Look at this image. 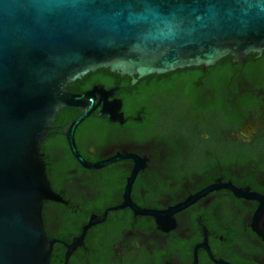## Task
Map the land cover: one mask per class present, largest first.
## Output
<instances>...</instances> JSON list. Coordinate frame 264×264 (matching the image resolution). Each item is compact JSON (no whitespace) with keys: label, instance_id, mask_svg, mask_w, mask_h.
<instances>
[{"label":"flooded vegetation","instance_id":"1","mask_svg":"<svg viewBox=\"0 0 264 264\" xmlns=\"http://www.w3.org/2000/svg\"><path fill=\"white\" fill-rule=\"evenodd\" d=\"M248 56L233 62L244 67L237 86L191 91L170 86L152 94L145 141L88 126L86 120L94 113L77 126L75 144L86 161L117 152L143 159L131 200L140 208L167 213L160 226L153 216L130 206L108 210L87 229L67 264H264V68L256 69L264 53ZM248 64L256 67L245 70ZM87 75L93 79L82 92L96 85L119 86L109 84L105 69ZM118 90L115 97L122 99ZM156 109L164 120H156ZM122 110L127 118L123 124L141 116L127 114L123 105ZM234 115L240 118L234 121ZM65 123L54 122L41 146L47 178L65 202L46 201L42 216L47 234L60 239L59 233H65L68 239L61 240L68 242L92 215L103 217L124 201L135 160L125 157L100 168L83 167L60 132ZM64 252L62 245L59 264Z\"/></svg>","mask_w":264,"mask_h":264},{"label":"water","instance_id":"2","mask_svg":"<svg viewBox=\"0 0 264 264\" xmlns=\"http://www.w3.org/2000/svg\"><path fill=\"white\" fill-rule=\"evenodd\" d=\"M251 53H264V0H0V264H50L59 242L67 264L110 209L130 206L163 224L167 211L140 208L130 197L143 159L117 152L89 162L75 144L77 126L92 113L113 124L127 120L115 97L119 86L73 92L68 85L98 69L126 75L133 85L153 74L205 70L226 56L244 61ZM66 107L79 111L60 132L80 165L135 160L124 201L103 217L92 215L68 242L44 228V203L65 201L52 189L41 151Z\"/></svg>","mask_w":264,"mask_h":264},{"label":"trees","instance_id":"3","mask_svg":"<svg viewBox=\"0 0 264 264\" xmlns=\"http://www.w3.org/2000/svg\"><path fill=\"white\" fill-rule=\"evenodd\" d=\"M251 56L252 53L249 54L248 57L250 58ZM257 64V70L264 68V56ZM255 65L256 64H248V66H245V70L252 69L256 67ZM240 69H244L242 64H235L231 56H226V58L223 57L215 65L209 66L205 72L202 71L201 67H188L179 69L171 75H149L140 79L133 85L130 84V77L126 75L122 76L105 69L106 73L109 74V84L119 85L117 94L123 99V109H127L125 110L127 114L140 113L141 119L139 121L130 120L125 124L119 125V123L113 124V122L108 121L107 118H101L93 114L86 120V124L91 127L101 128V130L108 135L132 138L139 142L145 141L148 137V124L151 115L149 98L152 94L163 93L167 88H170V86H174L176 82H183V87L190 91L209 86H237ZM92 79V76L87 75L72 82L67 88L73 92H82ZM236 104L241 106L243 101L239 100ZM77 113L78 110L76 109L69 107L63 108L56 115L55 124L61 125L62 123L69 122ZM154 114L158 121L164 120L165 118L163 112L159 109H156ZM239 118L240 116L234 115L233 120L237 121ZM58 237H60V239H68V236L62 232L59 233ZM61 249L62 245H60V242L54 244L50 264H59L57 256Z\"/></svg>","mask_w":264,"mask_h":264},{"label":"rangeland","instance_id":"4","mask_svg":"<svg viewBox=\"0 0 264 264\" xmlns=\"http://www.w3.org/2000/svg\"><path fill=\"white\" fill-rule=\"evenodd\" d=\"M173 87L175 88V90L178 91V89L184 88L183 82H176V84ZM125 110H127V109L125 108Z\"/></svg>","mask_w":264,"mask_h":264}]
</instances>
